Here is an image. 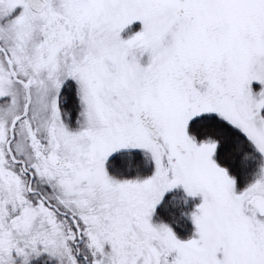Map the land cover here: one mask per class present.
<instances>
[{
  "label": "snow or ice",
  "instance_id": "snow-or-ice-1",
  "mask_svg": "<svg viewBox=\"0 0 264 264\" xmlns=\"http://www.w3.org/2000/svg\"><path fill=\"white\" fill-rule=\"evenodd\" d=\"M0 264H264V0H0Z\"/></svg>",
  "mask_w": 264,
  "mask_h": 264
}]
</instances>
